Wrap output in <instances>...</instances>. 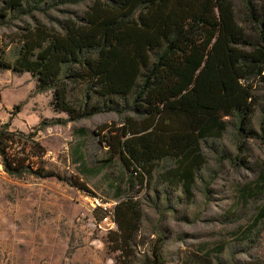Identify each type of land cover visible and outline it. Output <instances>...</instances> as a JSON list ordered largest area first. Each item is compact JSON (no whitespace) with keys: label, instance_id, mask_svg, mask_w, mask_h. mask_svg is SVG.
<instances>
[{"label":"trees","instance_id":"trees-1","mask_svg":"<svg viewBox=\"0 0 264 264\" xmlns=\"http://www.w3.org/2000/svg\"><path fill=\"white\" fill-rule=\"evenodd\" d=\"M44 1L0 0V26L8 17L44 11ZM55 1L83 2L86 10L60 21L59 30L40 22L27 28L14 54L0 48V70L30 73L37 92H52L54 110L67 117L43 125L126 113L101 143L106 162L119 161L131 189L140 185L159 196L163 185L166 202L168 189L180 193L178 203L193 202L197 182L206 180L205 148L220 155V163L229 160L218 143L231 127L238 131V158L248 141L264 145V105L256 95L257 84L264 91V0H242L243 16L236 0ZM241 22L254 26L255 39ZM37 135L13 132L9 123L0 128L4 170L76 186L31 162L26 142L43 150ZM144 205L130 192L114 208L117 231L109 244L120 254L115 264H137ZM156 240L142 264H166L165 237Z\"/></svg>","mask_w":264,"mask_h":264},{"label":"rangeland","instance_id":"rangeland-1","mask_svg":"<svg viewBox=\"0 0 264 264\" xmlns=\"http://www.w3.org/2000/svg\"><path fill=\"white\" fill-rule=\"evenodd\" d=\"M57 3H59L57 5ZM243 16V1L236 0ZM51 4H54L52 6ZM41 8L19 19L8 17L0 26V48L15 53L19 37L37 23L59 30V22L72 13L82 14L86 4L45 0ZM256 38L254 26L241 22ZM30 73L0 70V128L10 124L18 133H38L29 143L31 162L68 177L76 186L58 178L21 177L8 174L0 156V264H115L119 252L109 244L106 214L94 208L98 199L113 208L130 192L142 198L145 217L138 233L137 264L159 235L165 237L166 264H264V145L247 142L237 149L236 128L231 127L222 145L230 159L219 162L213 149L205 148L207 169L195 189L193 202L178 203L179 192L156 188L160 195L140 185L131 189L127 173L116 158L109 162L101 140L111 128L121 126L126 113L99 114L67 125H43L64 117L52 106V92L39 93ZM258 101L264 91L256 85ZM20 106L17 110L16 107ZM257 121H259L258 116ZM45 151V155L41 154ZM40 152V153H39ZM243 161V162H242ZM146 197V199H144Z\"/></svg>","mask_w":264,"mask_h":264},{"label":"built area","instance_id":"built-area-1","mask_svg":"<svg viewBox=\"0 0 264 264\" xmlns=\"http://www.w3.org/2000/svg\"><path fill=\"white\" fill-rule=\"evenodd\" d=\"M94 208H100L106 214L104 221L108 225L109 229L116 228V222L114 220L115 211L114 208L109 203L101 202L98 199L92 201Z\"/></svg>","mask_w":264,"mask_h":264}]
</instances>
